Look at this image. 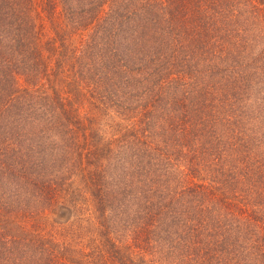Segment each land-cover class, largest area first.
I'll return each instance as SVG.
<instances>
[{"label":"trees","instance_id":"16d2710c","mask_svg":"<svg viewBox=\"0 0 264 264\" xmlns=\"http://www.w3.org/2000/svg\"><path fill=\"white\" fill-rule=\"evenodd\" d=\"M0 264H264V0H0Z\"/></svg>","mask_w":264,"mask_h":264}]
</instances>
